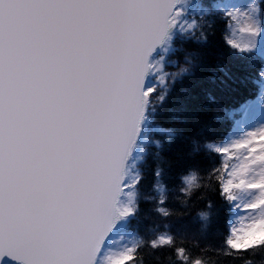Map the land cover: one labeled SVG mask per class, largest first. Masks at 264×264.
I'll list each match as a JSON object with an SVG mask.
<instances>
[{
    "label": "snow or ice",
    "instance_id": "6c2138e0",
    "mask_svg": "<svg viewBox=\"0 0 264 264\" xmlns=\"http://www.w3.org/2000/svg\"><path fill=\"white\" fill-rule=\"evenodd\" d=\"M218 26L220 49L190 55L199 68L214 56L213 77L227 74L228 57L255 69V130L226 145L205 136L249 102L209 95L197 111L211 106L210 119H190L185 104L168 111L196 126L189 157H220L207 173L216 216L249 213L225 231L224 250L264 249V0H0V264H136L141 248L166 252L169 264H202L184 244L191 221L172 218L166 195L164 177L182 157L155 144V203L142 165L149 132L167 131L161 109L188 95L184 82L197 75L167 70L174 38L206 45L205 30L215 36ZM142 202L151 205L143 215Z\"/></svg>",
    "mask_w": 264,
    "mask_h": 264
},
{
    "label": "trees",
    "instance_id": "16d2710c",
    "mask_svg": "<svg viewBox=\"0 0 264 264\" xmlns=\"http://www.w3.org/2000/svg\"><path fill=\"white\" fill-rule=\"evenodd\" d=\"M205 39H209L206 45L197 44L194 41H184L180 37H175L173 44L175 51H170L165 60V64L175 62L176 67H170L168 71H177L180 67L192 68L194 63H199L198 57L186 54L187 49H205L217 51L220 49L221 32L217 27L216 35L209 37L207 29L205 30ZM191 61V65L189 64ZM227 74L224 72L217 73V77L212 76V68L214 67V56H208L202 63V67L197 70L195 77L185 80L183 87L188 88V95H182L180 99L171 100L161 109L158 117L159 123L175 125L180 131L177 136L174 131L167 129L164 135L159 137L152 136L149 132V155L147 165H142L144 170V181L142 188L145 195L155 203L159 199V193L152 190L154 188V176L152 168L155 166L156 158L153 153L156 151L155 145L163 143V155L165 157L177 158L179 154L182 157L179 165H174L170 174L165 175L164 182L167 184L169 193L168 205L172 209V218L187 215L191 221V231L184 236V244L190 248L194 257L201 259L202 264H264V249L244 251L237 255L228 254L223 246L222 239L225 231L230 228L233 213L216 216V207L213 201L209 199L211 195V180L208 179V171L213 167H218L220 157L214 153V150L207 152L202 151L200 155L189 157L194 147L192 139L187 138L195 131V125L185 127L182 120L174 119L173 113L168 111L173 105L179 106L185 104L188 106L189 118L210 119L212 115L211 106L209 111L204 114L198 112L197 109L202 105L209 104L208 96L219 99L221 102L233 105L243 104L245 102L252 103L258 95V86L253 84L255 69L250 68L239 58L228 57ZM182 85L177 84L174 91L179 92ZM193 97L195 99H193ZM243 113L232 124H219V131L206 132L205 136H212L216 139L214 143H222L225 139L238 127L242 122ZM171 132L169 136L167 133ZM156 135V133H152ZM169 142H171L169 144ZM164 167H167L165 164ZM193 178L191 186H186L184 177ZM211 205V206H210ZM150 204L142 202L140 205L141 215L148 211ZM149 222L146 221L147 225ZM144 229H141L143 233ZM151 234H146V238H150ZM180 243V240H177ZM166 252H153L148 248H141L136 257V264H169L165 259Z\"/></svg>",
    "mask_w": 264,
    "mask_h": 264
},
{
    "label": "rangeland",
    "instance_id": "374dc122",
    "mask_svg": "<svg viewBox=\"0 0 264 264\" xmlns=\"http://www.w3.org/2000/svg\"><path fill=\"white\" fill-rule=\"evenodd\" d=\"M237 38H239V36H237ZM249 105H250L249 111L247 113H243L242 122L239 123L238 127H236L233 130V132L225 139L224 142L217 143L216 145H226V144H230L233 141H235L237 139H240L248 131L255 130L256 125H254V122H255L256 119H258V114L255 113L252 110V108H253L252 103H250ZM229 163L230 164L231 163H237V161H229ZM185 178H190L191 180H193V178L190 177V176H186V177H184V179ZM186 186H188V185H186ZM248 215H249V213L245 212L243 210V208H241V209H234L233 210L232 221H231V226L235 225L237 227H240L242 221H243V223H247V221H244V217H246ZM121 243H122L121 241H117L116 243H114L112 245V247L118 249L121 246ZM245 243H247V241H245Z\"/></svg>",
    "mask_w": 264,
    "mask_h": 264
},
{
    "label": "clouds",
    "instance_id": "9594fccd",
    "mask_svg": "<svg viewBox=\"0 0 264 264\" xmlns=\"http://www.w3.org/2000/svg\"><path fill=\"white\" fill-rule=\"evenodd\" d=\"M192 50H193V49H187L186 54H189V55H190V53H191ZM168 67H172V66H171V65H168ZM198 69H199V63H194V64H193V67H192V70H193V71H197ZM160 127H163V128H166V129H171L172 131H174V132L176 133L177 136L180 135V131L178 130V128H177L175 125H168V126H166V125H164V124H160ZM150 134H151L152 136L159 137V136H161V135H164L165 133H156V135H153L152 132H150ZM170 143H171V142H169V144H170ZM149 145H150V144H149ZM160 145H161V149H160V151H161L162 154H163L164 145H163V143H161ZM152 146L155 147V145H152Z\"/></svg>",
    "mask_w": 264,
    "mask_h": 264
}]
</instances>
